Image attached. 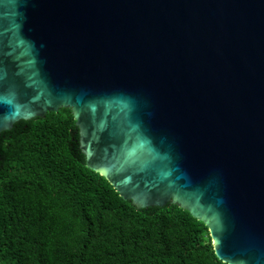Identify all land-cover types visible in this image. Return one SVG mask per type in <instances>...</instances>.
I'll use <instances>...</instances> for the list:
<instances>
[{
    "label": "water",
    "instance_id": "95a60500",
    "mask_svg": "<svg viewBox=\"0 0 264 264\" xmlns=\"http://www.w3.org/2000/svg\"><path fill=\"white\" fill-rule=\"evenodd\" d=\"M60 109L122 199L264 264V0H0V134Z\"/></svg>",
    "mask_w": 264,
    "mask_h": 264
},
{
    "label": "trees",
    "instance_id": "16d2710c",
    "mask_svg": "<svg viewBox=\"0 0 264 264\" xmlns=\"http://www.w3.org/2000/svg\"><path fill=\"white\" fill-rule=\"evenodd\" d=\"M1 264H226L177 205L138 209L86 166L70 109L0 134Z\"/></svg>",
    "mask_w": 264,
    "mask_h": 264
}]
</instances>
